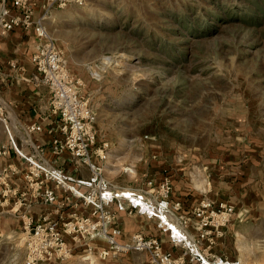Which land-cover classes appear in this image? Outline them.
Masks as SVG:
<instances>
[{
    "label": "rangeland",
    "instance_id": "obj_1",
    "mask_svg": "<svg viewBox=\"0 0 264 264\" xmlns=\"http://www.w3.org/2000/svg\"><path fill=\"white\" fill-rule=\"evenodd\" d=\"M44 24L109 144V182L168 184L189 237L264 264V0H87L54 9ZM20 128L0 111V147L12 146ZM204 200L233 208L206 237L192 217ZM14 210L0 208V264L27 258L25 219ZM143 219L123 241L142 233L171 250L157 223ZM67 242L63 264H150L140 252L101 258L104 240L94 250L83 238Z\"/></svg>",
    "mask_w": 264,
    "mask_h": 264
},
{
    "label": "built area",
    "instance_id": "obj_2",
    "mask_svg": "<svg viewBox=\"0 0 264 264\" xmlns=\"http://www.w3.org/2000/svg\"><path fill=\"white\" fill-rule=\"evenodd\" d=\"M86 1L0 0L2 36L31 29L38 36L30 80L48 88L55 118L49 143L30 140L31 150L26 153L11 144L0 147V157H17L0 169V208L14 204L15 214L25 219V264H63L72 254L68 237L85 239L90 250L96 248L94 242L104 240L107 245L99 253L103 259L140 252L149 256L150 264H244L188 236L178 212L180 203L170 200L168 184L155 187L150 183L147 188L132 190L109 182V144L97 132V116L83 94L82 81L72 75L44 24L54 9L81 7ZM37 7L42 13L35 20ZM10 65L21 69L15 60ZM44 130L41 122L27 126L25 131L31 136ZM232 212L229 204L204 200L193 209L192 217L200 235L206 237L209 230L228 222ZM121 214H137L156 222L173 249H165L160 238L142 233L123 241L127 236L119 223Z\"/></svg>",
    "mask_w": 264,
    "mask_h": 264
},
{
    "label": "crops",
    "instance_id": "obj_3",
    "mask_svg": "<svg viewBox=\"0 0 264 264\" xmlns=\"http://www.w3.org/2000/svg\"><path fill=\"white\" fill-rule=\"evenodd\" d=\"M38 1L41 2V0ZM41 13V9L37 7L34 11V19H38ZM38 40L34 29L29 31L16 30L6 37L0 33V111L1 115L5 114V120L8 123L21 126L20 129H23V134L12 146L25 153L31 150L29 148L32 146L31 141L49 143L52 138L51 128L55 122V118L51 114L48 88L37 85L30 80V76L34 72L32 56ZM12 60L18 62L21 69L13 68L10 65ZM41 122L45 126L44 132L29 136L25 131L26 127ZM8 159L11 161L17 157L13 155ZM11 216L20 218L14 211H12ZM139 217L137 214L133 216L120 215L119 223L127 237L134 233L135 224H131L135 223ZM160 234L164 235L161 231Z\"/></svg>",
    "mask_w": 264,
    "mask_h": 264
},
{
    "label": "bare ground",
    "instance_id": "obj_4",
    "mask_svg": "<svg viewBox=\"0 0 264 264\" xmlns=\"http://www.w3.org/2000/svg\"><path fill=\"white\" fill-rule=\"evenodd\" d=\"M90 8H91V7H90ZM94 13H95L94 11H88V12H87L88 15H91V14H92V15H95ZM75 14H76V13H75ZM87 14H86V15H87ZM72 15H73L72 13L68 14V16H72ZM92 15H91V18H92ZM78 16H79V15H78ZM81 17H82V16H81ZM95 17H96V16H95ZM95 17H94V18H95ZM97 18H100V17L98 16ZM122 65H123V64H122ZM189 239H190V238H189ZM191 239H192V238H191ZM245 246H246V248L250 247V246L248 245V243H247ZM241 260H242V262H244V264H256V263H254L253 261H252V263H250V261L247 259V257H246L245 254H242V256H241ZM247 261H248V262H247ZM91 262H92L93 264L95 263L93 259L91 260ZM92 263H91V264H92Z\"/></svg>",
    "mask_w": 264,
    "mask_h": 264
}]
</instances>
